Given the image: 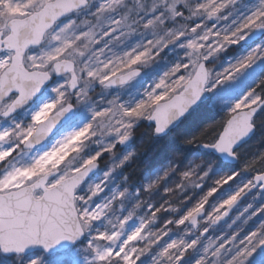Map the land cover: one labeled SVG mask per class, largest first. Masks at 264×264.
<instances>
[{
	"label": "snow or ice",
	"instance_id": "obj_1",
	"mask_svg": "<svg viewBox=\"0 0 264 264\" xmlns=\"http://www.w3.org/2000/svg\"><path fill=\"white\" fill-rule=\"evenodd\" d=\"M222 114L154 178L123 149ZM264 0H0V264H264Z\"/></svg>",
	"mask_w": 264,
	"mask_h": 264
},
{
	"label": "trees",
	"instance_id": "obj_2",
	"mask_svg": "<svg viewBox=\"0 0 264 264\" xmlns=\"http://www.w3.org/2000/svg\"><path fill=\"white\" fill-rule=\"evenodd\" d=\"M221 118L222 114L202 109L193 114L169 137L159 141L154 140L151 128L145 123L139 135L140 137L143 133L148 134L144 148L138 149L140 150L138 160L132 166L126 168L124 172H128L133 179L139 181L142 178H154L156 174L162 172L165 165L173 161L176 153L181 154V164L189 160L193 161L196 158L208 159L206 153H202L197 147L184 145L182 141L197 133L205 124L218 122ZM137 133L139 132H136V138L138 137ZM260 150H264V126H258L253 141L244 148L248 155Z\"/></svg>",
	"mask_w": 264,
	"mask_h": 264
},
{
	"label": "rangeland",
	"instance_id": "obj_3",
	"mask_svg": "<svg viewBox=\"0 0 264 264\" xmlns=\"http://www.w3.org/2000/svg\"><path fill=\"white\" fill-rule=\"evenodd\" d=\"M146 122H141L139 125L136 126V128L134 129V132H133V136L135 137V134L136 132H139L137 133L138 137L139 135L141 134L142 132V128L144 126ZM148 136L147 133H143L138 139L135 137V141H136V144L133 145V146H130V147H127L124 152H134L135 155L133 156L132 160L130 162H128L126 165H125V168H128L129 166H132L137 160H138V157H139V153H140V150L142 148H144L143 146L145 145V141H146V137ZM140 148V150H138ZM193 162H197V158L193 160ZM169 165V163L167 165H165V168ZM123 170V171H124Z\"/></svg>",
	"mask_w": 264,
	"mask_h": 264
},
{
	"label": "water",
	"instance_id": "obj_4",
	"mask_svg": "<svg viewBox=\"0 0 264 264\" xmlns=\"http://www.w3.org/2000/svg\"><path fill=\"white\" fill-rule=\"evenodd\" d=\"M181 124H182V123L178 124L177 126H174V127L170 128L166 133H164V134H162V135H159V136H155V135H154L155 139H164V138L168 137L169 135H171V133H173L175 130H177L178 127H179ZM255 134H256V130L253 131V132L250 134V136H249V137L243 142V144L240 145V147H241V148H244L246 145H248V144L252 141V139L254 138ZM129 143H130V141L127 143V145H128ZM127 145H126V146H127ZM126 146H125V147H126ZM125 147H124V148H125ZM201 151L204 152V150H202V149H201Z\"/></svg>",
	"mask_w": 264,
	"mask_h": 264
}]
</instances>
